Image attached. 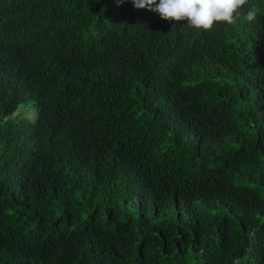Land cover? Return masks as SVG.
Here are the masks:
<instances>
[{"label":"trees","instance_id":"16d2710c","mask_svg":"<svg viewBox=\"0 0 264 264\" xmlns=\"http://www.w3.org/2000/svg\"><path fill=\"white\" fill-rule=\"evenodd\" d=\"M0 264H264V0H0Z\"/></svg>","mask_w":264,"mask_h":264},{"label":"clouds","instance_id":"9594fccd","mask_svg":"<svg viewBox=\"0 0 264 264\" xmlns=\"http://www.w3.org/2000/svg\"><path fill=\"white\" fill-rule=\"evenodd\" d=\"M124 3L125 0H117ZM135 8H145L158 12L161 19L186 22L188 26L211 31L217 23L235 24L240 10L248 5V0H131ZM260 8L249 5L245 19L252 22Z\"/></svg>","mask_w":264,"mask_h":264},{"label":"rangeland","instance_id":"374dc122","mask_svg":"<svg viewBox=\"0 0 264 264\" xmlns=\"http://www.w3.org/2000/svg\"><path fill=\"white\" fill-rule=\"evenodd\" d=\"M32 114V113H31Z\"/></svg>","mask_w":264,"mask_h":264}]
</instances>
